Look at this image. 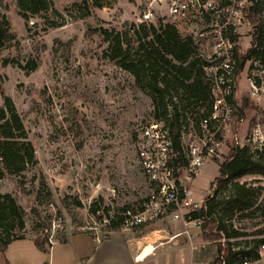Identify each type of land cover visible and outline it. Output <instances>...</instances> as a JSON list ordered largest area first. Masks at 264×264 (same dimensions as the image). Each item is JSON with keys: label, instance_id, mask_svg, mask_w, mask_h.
I'll use <instances>...</instances> for the list:
<instances>
[{"label": "rangeland", "instance_id": "374dc122", "mask_svg": "<svg viewBox=\"0 0 264 264\" xmlns=\"http://www.w3.org/2000/svg\"><path fill=\"white\" fill-rule=\"evenodd\" d=\"M49 1V10L26 25L16 0H1L0 12L16 40L0 49V107L4 97L12 100L37 164L23 173L22 186L19 178L5 175L0 193L11 195L24 209L25 229L20 235L25 238L34 237L39 220L50 225L52 241L67 234L104 235L110 218L123 217L124 207L136 210L148 194L133 145L136 130L154 116L150 97L104 56L109 43L98 30L114 37L140 25L146 3L111 0L109 7L91 8L85 15L84 9L74 6L77 0ZM12 61L22 66L35 61L37 67L26 72ZM243 76L238 77L240 82ZM218 176V164L207 162L189 186L193 199L204 200ZM251 181L246 186L264 187L263 180ZM261 201L260 196L252 207ZM91 207L100 210L94 215ZM247 220L240 225L246 234L264 223ZM258 229L253 233L260 234ZM224 243L206 242L208 264L216 256V246Z\"/></svg>", "mask_w": 264, "mask_h": 264}, {"label": "built area", "instance_id": "2783aa9c", "mask_svg": "<svg viewBox=\"0 0 264 264\" xmlns=\"http://www.w3.org/2000/svg\"><path fill=\"white\" fill-rule=\"evenodd\" d=\"M144 2L139 23L160 20L172 25L181 37L194 40L198 57L205 63L210 106L198 121L195 113L180 117L179 151L164 120L149 117L136 130L135 157L148 194L136 210L125 211L121 228L128 230L165 218L201 226L203 218L190 221L185 216L203 206L204 200L195 201L189 188L203 166L212 161L219 168L232 152L241 149L251 152L254 159L264 158V0ZM241 75L244 87L238 78ZM256 177L259 175L244 176L234 183L246 186L252 179L258 180ZM240 214L229 220L231 229L246 236L242 239L264 240V223L257 227L260 234L253 233L257 228L246 234L248 230L240 225L248 220L240 219ZM232 250L244 252L235 264H264V241Z\"/></svg>", "mask_w": 264, "mask_h": 264}, {"label": "trees", "instance_id": "16d2710c", "mask_svg": "<svg viewBox=\"0 0 264 264\" xmlns=\"http://www.w3.org/2000/svg\"><path fill=\"white\" fill-rule=\"evenodd\" d=\"M77 1L79 3L74 6L84 9L85 15L89 14L91 8L102 9L112 5L111 0ZM16 6L19 16L27 25L30 18L48 11L51 2L16 0ZM98 32L109 43L104 56L131 75L135 85L150 97L154 118L164 120L169 125L174 148L179 151L177 140L180 134V117L185 119L186 114L195 113V120L198 121L210 106V93L203 73L205 63L198 57V47L194 40L181 37L172 25L164 24L160 20L153 24L141 23L123 34H115L114 37L112 32L102 29ZM15 40L16 36L10 30L9 21L0 12V49L10 47ZM6 63L4 60L3 65ZM12 63L26 72H32L37 67L35 61L27 62L25 66L14 61ZM36 164L35 151L27 138L22 120L12 100L4 97L0 107V180L5 175L17 177L22 186L23 173ZM252 175L264 176V158L254 159L252 153L246 149L232 152L219 167V176L211 185L212 195L204 199L202 208L185 216V220L190 221L204 219V223L199 226L203 241L225 240L224 245L216 246V256L211 264H235L237 256L244 252L233 251V247H240L242 244L244 247L250 244L255 247L264 241L242 239L246 236L234 232L228 225L237 212H242L240 219L257 218L264 222L263 187L240 186L234 183L241 177ZM260 196L262 201L254 209L252 206ZM251 207L253 209L247 211ZM127 208L129 207H124L122 212L127 211ZM99 210L90 208L94 215ZM104 211L107 213V209ZM32 212L39 217L36 211ZM25 216L24 209L11 195L0 193V253L3 254L13 241L25 238L20 235L25 229ZM121 222L122 217L119 215L110 218L106 225L107 231H120ZM148 225L143 224L131 230L142 232ZM49 228L50 225L45 220H39L33 228L34 246L44 254H48L51 247ZM230 239L240 240L227 242Z\"/></svg>", "mask_w": 264, "mask_h": 264}, {"label": "crops", "instance_id": "0c3cea01", "mask_svg": "<svg viewBox=\"0 0 264 264\" xmlns=\"http://www.w3.org/2000/svg\"><path fill=\"white\" fill-rule=\"evenodd\" d=\"M50 244L44 254L35 248L33 238L13 241L0 253V264H208L199 226L170 218L157 220L142 232L67 234Z\"/></svg>", "mask_w": 264, "mask_h": 264}, {"label": "bare ground", "instance_id": "6f19581e", "mask_svg": "<svg viewBox=\"0 0 264 264\" xmlns=\"http://www.w3.org/2000/svg\"><path fill=\"white\" fill-rule=\"evenodd\" d=\"M256 178H257V177H256ZM257 179H258V180H263L262 182H263V185H264V177L259 176Z\"/></svg>", "mask_w": 264, "mask_h": 264}]
</instances>
